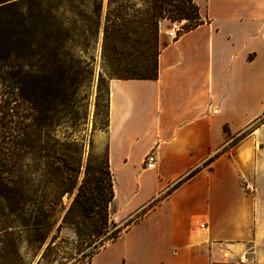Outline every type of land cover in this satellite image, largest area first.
<instances>
[{
	"label": "crops",
	"instance_id": "crops-1",
	"mask_svg": "<svg viewBox=\"0 0 264 264\" xmlns=\"http://www.w3.org/2000/svg\"><path fill=\"white\" fill-rule=\"evenodd\" d=\"M193 1L199 25L170 39L160 23L157 78L108 83L118 216L164 196L82 264H264V122L228 143L264 117V0Z\"/></svg>",
	"mask_w": 264,
	"mask_h": 264
},
{
	"label": "rangeland",
	"instance_id": "rangeland-1",
	"mask_svg": "<svg viewBox=\"0 0 264 264\" xmlns=\"http://www.w3.org/2000/svg\"><path fill=\"white\" fill-rule=\"evenodd\" d=\"M174 2L0 0V264H73L99 244L103 236L78 237L67 214L86 168L104 161L108 83L121 75L137 33L145 27V36L154 37L146 19L163 16L158 46L161 21L181 20L184 30L194 23L177 19ZM115 29L120 35L111 38ZM148 204L119 217L114 197L110 218L125 225ZM75 214L87 229L89 220Z\"/></svg>",
	"mask_w": 264,
	"mask_h": 264
},
{
	"label": "trees",
	"instance_id": "trees-1",
	"mask_svg": "<svg viewBox=\"0 0 264 264\" xmlns=\"http://www.w3.org/2000/svg\"><path fill=\"white\" fill-rule=\"evenodd\" d=\"M175 4L171 5V9L177 14V19L186 18L194 20V23L189 25L186 30L191 29L199 25L202 20L199 16L198 6L193 0H174ZM163 16L159 13H151L146 19L145 23L152 26L154 29V37L148 39L145 36V27L137 33V44L131 49L129 53V59L125 61L121 68L117 69V72L121 74L117 78L120 79H155L158 75V34L157 26L158 20ZM121 30L115 29L112 33V37L120 35ZM226 131V127H225ZM228 135V134H227ZM235 139V138H234ZM235 144V142L233 143ZM232 145V144H231ZM216 155L209 157L200 166L193 168L182 179L173 185L172 188L179 186L184 181L193 177L202 167L207 166ZM87 181L85 185L78 187L77 193L73 199V202L68 211V215L71 216L70 223L73 225L74 233L80 236H86L87 239L95 240L103 236L99 240V244H94V250H92L87 257H81L78 262L73 264H82L91 259V257L103 248L108 242L115 240L123 230L131 224L129 220L125 225L118 226L116 222L110 218L109 204L114 198L113 189V174L109 167L108 152L106 149L105 158L103 163L94 171H89L86 168ZM72 186V185H71ZM170 189L165 193H169ZM164 195H159L154 198L149 204L141 209V215L154 206ZM75 210L79 213L78 218H87L89 220L87 229H81L78 225V221L73 219ZM140 215V216H141ZM109 224L114 227L109 232ZM87 258V260H85Z\"/></svg>",
	"mask_w": 264,
	"mask_h": 264
},
{
	"label": "built area",
	"instance_id": "built-area-1",
	"mask_svg": "<svg viewBox=\"0 0 264 264\" xmlns=\"http://www.w3.org/2000/svg\"><path fill=\"white\" fill-rule=\"evenodd\" d=\"M183 23L184 22L181 20H169L165 35L170 39H176L178 35L184 30ZM156 163L157 154L154 150H150L144 157L143 167L147 170H153L156 168ZM241 187L245 192H252L253 183L244 180Z\"/></svg>",
	"mask_w": 264,
	"mask_h": 264
}]
</instances>
